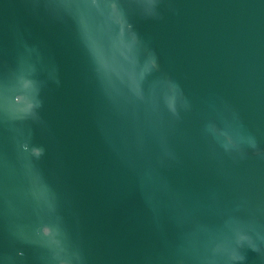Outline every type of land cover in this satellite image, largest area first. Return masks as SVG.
<instances>
[{"label":"water","instance_id":"95a60500","mask_svg":"<svg viewBox=\"0 0 264 264\" xmlns=\"http://www.w3.org/2000/svg\"><path fill=\"white\" fill-rule=\"evenodd\" d=\"M0 264H264V0H0Z\"/></svg>","mask_w":264,"mask_h":264}]
</instances>
